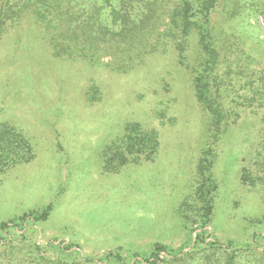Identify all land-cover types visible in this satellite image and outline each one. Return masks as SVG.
Returning <instances> with one entry per match:
<instances>
[{"label": "rangeland", "instance_id": "rangeland-1", "mask_svg": "<svg viewBox=\"0 0 264 264\" xmlns=\"http://www.w3.org/2000/svg\"><path fill=\"white\" fill-rule=\"evenodd\" d=\"M261 22L264 0H222L212 13L222 101L239 114L216 140L192 84L195 30L182 58L168 43L127 73L54 57L49 33L27 12L1 33L0 123L23 131L35 156L0 173V222L9 226L0 237V264H142L155 242L172 254L188 250L200 223L194 192L205 157L216 183L211 237L239 247L256 243L254 232L264 234V192L243 185L240 173L253 166L261 111L235 95H249L245 84L264 66ZM129 122L157 131V154L105 173L101 153ZM48 205L45 220L19 218ZM112 251L121 260L107 257Z\"/></svg>", "mask_w": 264, "mask_h": 264}, {"label": "trees", "instance_id": "trees-1", "mask_svg": "<svg viewBox=\"0 0 264 264\" xmlns=\"http://www.w3.org/2000/svg\"><path fill=\"white\" fill-rule=\"evenodd\" d=\"M134 1L0 0V34L27 12L49 33L48 42L54 57L85 60L127 73L168 43L182 58L188 36L195 30L198 52L191 66L192 84L197 102L210 116V139L216 140L229 124L239 118V114L231 108L225 109L221 94L225 80L217 71L223 55L212 24V13L222 0H140L142 3L139 6ZM226 67L224 73L230 75V64ZM253 72L257 75L245 84L250 94L235 96H239L242 105L260 109L259 123L262 126L254 149L253 166L241 169L240 182L264 192V66L253 69ZM158 146L156 130L144 129L138 122L126 123L122 134L103 149L102 171L116 173L129 163L153 161ZM205 152L206 155L210 154V150ZM34 156L31 139L13 125L1 122L0 173L28 163ZM210 164L211 160L207 157L199 159L198 175L202 181L194 193L196 200L201 202L196 214L200 223L192 229L194 241L191 248L172 254V249L167 245L155 242L148 258L140 263L264 264V242H258V238L264 240V234L254 232L252 236L257 244L243 247L234 246L230 241L223 244L211 237L206 226L211 218L212 192L216 189V183L209 173ZM50 209L48 205L41 211H29L19 218L35 223L45 220ZM7 227V222H0V237ZM110 256L121 260V255L113 251L107 254V257Z\"/></svg>", "mask_w": 264, "mask_h": 264}, {"label": "built area", "instance_id": "built-area-1", "mask_svg": "<svg viewBox=\"0 0 264 264\" xmlns=\"http://www.w3.org/2000/svg\"><path fill=\"white\" fill-rule=\"evenodd\" d=\"M261 25H262V28H263V30H264V23H263V22H261Z\"/></svg>", "mask_w": 264, "mask_h": 264}]
</instances>
